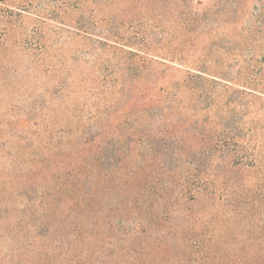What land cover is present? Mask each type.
Listing matches in <instances>:
<instances>
[{"label":"rangeland","instance_id":"374dc122","mask_svg":"<svg viewBox=\"0 0 264 264\" xmlns=\"http://www.w3.org/2000/svg\"><path fill=\"white\" fill-rule=\"evenodd\" d=\"M0 264H264V0H0Z\"/></svg>","mask_w":264,"mask_h":264}]
</instances>
